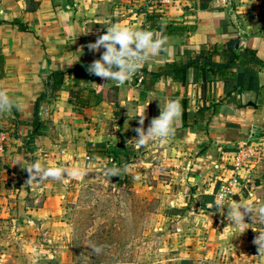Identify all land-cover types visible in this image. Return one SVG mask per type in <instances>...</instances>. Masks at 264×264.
<instances>
[{
  "label": "crops",
  "instance_id": "crops-1",
  "mask_svg": "<svg viewBox=\"0 0 264 264\" xmlns=\"http://www.w3.org/2000/svg\"><path fill=\"white\" fill-rule=\"evenodd\" d=\"M152 11L167 32L151 26ZM15 18L29 30L10 23ZM115 23L167 39L123 85L86 72L104 51L87 45ZM202 56L211 63L199 59L184 81L165 73L166 62ZM60 69L82 71L65 74L52 95L48 76ZM0 91L15 105L0 112V128L13 133L0 163V264L5 219L14 218L17 203L27 202L25 218L35 224L51 213L50 201L62 199L57 192L69 178L85 181L89 171L113 168L119 172L106 175L109 182L150 188L153 178L166 187L165 216L177 222L172 234L185 237L173 245L177 264H264V246L255 243L264 234V159L240 172L225 201L252 206L246 225L230 223L227 206L213 205L231 152L251 129L264 133V0H0ZM169 99L181 104L172 134L137 148L139 117L146 129ZM34 162L79 175L29 183L25 167ZM18 225L11 228L31 226Z\"/></svg>",
  "mask_w": 264,
  "mask_h": 264
},
{
  "label": "rangeland",
  "instance_id": "rangeland-1",
  "mask_svg": "<svg viewBox=\"0 0 264 264\" xmlns=\"http://www.w3.org/2000/svg\"><path fill=\"white\" fill-rule=\"evenodd\" d=\"M106 175L92 170L85 181L69 178L62 195L57 192L62 199L50 201L51 213L34 218L35 224L25 218L27 202L17 203L14 218L5 219L4 263L177 264L173 245L185 237L172 234L177 222L165 216L166 187L149 178L150 188L143 181L130 189ZM140 177L146 178L143 171ZM18 224L32 227L11 228ZM97 247L99 252L93 250Z\"/></svg>",
  "mask_w": 264,
  "mask_h": 264
},
{
  "label": "clouds",
  "instance_id": "clouds-1",
  "mask_svg": "<svg viewBox=\"0 0 264 264\" xmlns=\"http://www.w3.org/2000/svg\"><path fill=\"white\" fill-rule=\"evenodd\" d=\"M106 29V32L100 35L94 43L87 45L92 52H98L101 48L104 49L99 58L88 66V71L105 81H115L118 85H123L129 81L143 63L151 57L157 56L164 50L167 43V39L163 36L154 38L155 34L150 30H136L119 23L112 24ZM14 106L7 93L0 91V112L10 110ZM180 115L181 104L178 99H169L163 107H160V114L151 119L146 129L143 127L144 115L142 114L139 117L140 126L135 128L137 133L135 146L140 148L151 141L166 139L172 134L173 124ZM25 169L29 173L27 179L29 183L47 178L61 180L66 174L79 175L78 172L67 173L63 168H46L38 162H34ZM118 172L119 169L113 168L109 169L106 174L111 176L117 175ZM226 192L227 189L215 200L213 205L218 211H223L224 206H227V217L230 223L246 225L245 216L249 212L252 213V206L250 204L226 203ZM260 213L259 222L264 223V208L260 210ZM255 243L259 247L264 246V234H259ZM93 250L100 251L98 247Z\"/></svg>",
  "mask_w": 264,
  "mask_h": 264
},
{
  "label": "built area",
  "instance_id": "built-area-1",
  "mask_svg": "<svg viewBox=\"0 0 264 264\" xmlns=\"http://www.w3.org/2000/svg\"><path fill=\"white\" fill-rule=\"evenodd\" d=\"M172 0H150L158 6ZM13 134L9 130L0 128V161L5 157V146ZM230 166L227 168L229 176L221 181L216 199L227 189L226 198L232 193L233 188L239 183L240 172L249 168L253 162L264 159V133L256 128L251 129L246 138L241 140L229 155Z\"/></svg>",
  "mask_w": 264,
  "mask_h": 264
},
{
  "label": "trees",
  "instance_id": "trees-1",
  "mask_svg": "<svg viewBox=\"0 0 264 264\" xmlns=\"http://www.w3.org/2000/svg\"><path fill=\"white\" fill-rule=\"evenodd\" d=\"M159 14H157L156 12L152 11L149 12L147 14V18L148 20L151 21V26L153 28L159 29V30H165V27L162 26L159 23H156V20L158 19ZM10 23L17 25L19 30L22 31H28L29 28L27 25H25L24 23L20 22L17 18L13 19ZM169 32V31H168ZM199 59H202L204 61V63H211V59H208L206 56H202V57H198L196 59H192L190 60L188 63L177 66L175 62H166L164 65V69H165V73H169L173 78H176L180 81H184L185 79V73L186 70L189 67H197L199 64ZM79 71H82V69H65V70H55L53 71L49 76H48V81L46 83V85L50 86L51 88V94L53 95L54 92L58 91L63 83V79L65 74H69V73H78ZM86 72L92 76L93 74H90L88 71V68L86 69ZM159 73H154L152 74V76L156 77L158 76ZM50 94V95H51ZM42 96H40L39 100H42ZM15 111V110H14ZM38 121L37 120H33L31 122V125L33 126L34 131H37V126H38ZM127 185H129V183H126Z\"/></svg>",
  "mask_w": 264,
  "mask_h": 264
},
{
  "label": "water",
  "instance_id": "water-1",
  "mask_svg": "<svg viewBox=\"0 0 264 264\" xmlns=\"http://www.w3.org/2000/svg\"><path fill=\"white\" fill-rule=\"evenodd\" d=\"M234 43V40H231L230 42H229V47L231 48V46H232V44ZM233 57V54L231 53V58Z\"/></svg>",
  "mask_w": 264,
  "mask_h": 264
}]
</instances>
